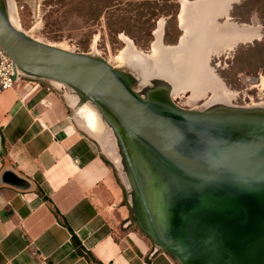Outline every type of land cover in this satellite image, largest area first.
Instances as JSON below:
<instances>
[{"label": "water", "instance_id": "1", "mask_svg": "<svg viewBox=\"0 0 264 264\" xmlns=\"http://www.w3.org/2000/svg\"><path fill=\"white\" fill-rule=\"evenodd\" d=\"M216 2L224 1L205 3ZM179 12L180 5V29ZM11 13L10 0H0V48L18 78L45 82L55 91L60 88L53 83L61 84L70 90L61 94L69 109L72 97L75 108L88 103L95 110L99 133L108 129L117 147V163L109 159L129 216L155 250L178 264H264V102L205 105L208 95L184 108L158 75L148 76L140 96L139 68L38 40L15 26ZM219 18L213 21L225 22ZM182 35L165 44L162 30L160 43L176 48ZM150 64L143 60L146 69ZM0 186L32 188L10 168L1 171Z\"/></svg>", "mask_w": 264, "mask_h": 264}, {"label": "crops", "instance_id": "2", "mask_svg": "<svg viewBox=\"0 0 264 264\" xmlns=\"http://www.w3.org/2000/svg\"><path fill=\"white\" fill-rule=\"evenodd\" d=\"M68 109L45 82L0 91V173L32 185L0 186V264H90L72 235L100 264H178L131 226L111 158Z\"/></svg>", "mask_w": 264, "mask_h": 264}, {"label": "rangeland", "instance_id": "3", "mask_svg": "<svg viewBox=\"0 0 264 264\" xmlns=\"http://www.w3.org/2000/svg\"><path fill=\"white\" fill-rule=\"evenodd\" d=\"M223 1V6H226L227 3L229 5L232 2L230 4L231 8L225 17L219 15L218 21L221 22L225 18L230 17L228 22L232 21L257 29L258 39L240 43L229 50L224 49L220 51L217 55L211 57L210 66L223 81L224 86L230 93L232 92V99L227 101L228 103L253 105L264 102V89L258 85L260 77L264 75V51L258 53L257 49H252L256 43L264 45V11L258 7L256 11L246 12L243 8L239 7L231 14L233 5H239L242 0ZM180 2L181 0H178V5H180ZM88 3V0H81L75 6L71 0H10L12 16L14 14L13 19L15 18L14 21L32 37L44 42L60 45L68 50L90 52L108 60L109 63L116 66L119 64L116 58L117 55L124 52V48L126 47L125 37L131 41L135 50L148 53L152 49L153 42L156 39L155 31L158 22H162V30L164 31L166 22L169 21V18L166 16H160L154 21L153 30L151 31V41L146 49H142L134 43L131 35H143L146 31L133 29L132 32H128L125 30L130 26H124V30H119L115 37L110 36L105 25L104 13L100 14L95 23L89 22L92 14L88 8ZM124 7L127 10L130 7L134 8L133 6ZM135 11V9H131V13ZM167 26H169V41L177 40L178 36L183 33H181V28L179 29L177 26V19L175 22L170 20ZM177 33L178 35L176 36ZM250 48L252 51L249 50ZM123 57H125V54ZM150 62L149 69L153 68V63L151 60ZM123 64H125L124 61L119 65L122 66ZM125 70L128 71L126 68ZM140 86L141 84H139L137 89H140ZM59 88L58 91L56 90L58 94L70 91L67 88H63V86ZM208 95L210 94H205L206 97L202 99L205 100ZM186 96L188 94L184 92L174 99V102L181 107L188 108L189 106L184 105ZM68 101L72 106V108L68 109L69 116H73L74 121L81 125L83 129L89 130V132L93 130L95 127V117L92 111L86 106L75 108L76 100L72 97H69ZM198 103L199 100L196 101L194 106ZM100 133L99 131L95 135L91 133L100 150L110 158L113 154L117 156V147L115 146L111 132L105 129L103 134ZM124 184L128 187L127 183L124 182ZM124 203L128 208L126 200ZM129 221L131 222V226L136 227L130 216Z\"/></svg>", "mask_w": 264, "mask_h": 264}, {"label": "bare ground", "instance_id": "4", "mask_svg": "<svg viewBox=\"0 0 264 264\" xmlns=\"http://www.w3.org/2000/svg\"><path fill=\"white\" fill-rule=\"evenodd\" d=\"M206 0H181V9L178 15L179 26L183 32L179 44L176 48L163 46L160 43L162 33V22H158L155 31L156 39L153 42L152 49L148 53L134 51L131 41L124 38L126 47L124 52L117 55V62L123 61L131 68H139L141 71L140 84L141 88L136 92L143 96L150 75L166 79L172 90V97L178 98L182 93H187L185 106L195 107L197 100L202 99L205 94H211L210 99L205 105L212 101H230L232 92L224 86L223 81L216 75L214 69L209 66L208 60L217 55L224 49H231L240 43L250 42L258 39L257 29L247 27L246 25H237L228 22V17L223 23H215L213 17L216 14L226 16L228 8L219 6L218 3L207 4ZM12 14V13H11ZM10 14V20L15 26H19ZM215 23V25L213 24ZM62 47V46H61ZM125 54V57L123 55ZM151 60L153 68L143 65V60ZM117 66H121V65ZM145 68V69H143ZM146 73H143L144 71ZM170 83V84H169ZM57 88L61 84L53 83ZM258 85L264 89V75L260 77ZM92 111L95 117V127L88 130L92 135L99 131L100 121L96 116L95 110L88 104L84 103ZM111 160L117 163V156L113 154Z\"/></svg>", "mask_w": 264, "mask_h": 264}, {"label": "trees", "instance_id": "5", "mask_svg": "<svg viewBox=\"0 0 264 264\" xmlns=\"http://www.w3.org/2000/svg\"><path fill=\"white\" fill-rule=\"evenodd\" d=\"M81 0H71L75 6L80 3ZM88 8L92 14L90 18L91 23H95L98 20L100 14L105 15V25L109 32V35L115 37L119 30H124V26H130L125 31L132 32L134 29L146 31L143 35L132 36L134 43L142 48L148 47L152 35L154 21L160 16H166L169 21H176V15L178 12V0H88ZM93 1V2H92ZM124 6H133L127 10ZM243 8L246 12L256 11L258 7L264 11V0H242L239 5H233L231 14L234 13L236 8ZM132 10H136L131 13ZM164 30L163 40L165 43H175L168 40V23ZM178 33L176 34V36ZM254 49L257 52L264 51V45L255 44ZM251 50V48L249 49ZM252 51V50H251ZM125 201V198H124ZM136 228H138L136 226ZM142 233V232H141ZM72 242L78 252L84 255L90 264H100L89 252H84L80 246L79 241L74 235H72Z\"/></svg>", "mask_w": 264, "mask_h": 264}, {"label": "built area", "instance_id": "6", "mask_svg": "<svg viewBox=\"0 0 264 264\" xmlns=\"http://www.w3.org/2000/svg\"><path fill=\"white\" fill-rule=\"evenodd\" d=\"M17 79L19 78L14 64L0 48V91L11 88Z\"/></svg>", "mask_w": 264, "mask_h": 264}, {"label": "flooded vegetation", "instance_id": "7", "mask_svg": "<svg viewBox=\"0 0 264 264\" xmlns=\"http://www.w3.org/2000/svg\"><path fill=\"white\" fill-rule=\"evenodd\" d=\"M165 43V42H164ZM167 44H171V43H167ZM164 47H166V46H163V48ZM211 95V94H210ZM187 97V96H186ZM206 96H203V98H205ZM174 99H175V97H174ZM203 99H199V103L198 104H200L201 103V101H202Z\"/></svg>", "mask_w": 264, "mask_h": 264}]
</instances>
